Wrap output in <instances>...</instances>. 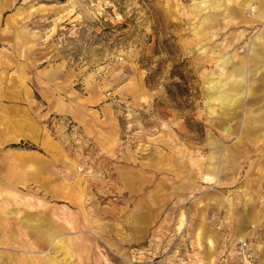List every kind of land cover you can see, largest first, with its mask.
<instances>
[{"label":"rangeland","instance_id":"rangeland-1","mask_svg":"<svg viewBox=\"0 0 264 264\" xmlns=\"http://www.w3.org/2000/svg\"><path fill=\"white\" fill-rule=\"evenodd\" d=\"M261 1L0 0V264H264Z\"/></svg>","mask_w":264,"mask_h":264},{"label":"crops","instance_id":"crops-1","mask_svg":"<svg viewBox=\"0 0 264 264\" xmlns=\"http://www.w3.org/2000/svg\"><path fill=\"white\" fill-rule=\"evenodd\" d=\"M247 5H249V4H247ZM262 5L264 6V0L261 1L260 5H259V9H258V16L261 19H263V17H264V7H262ZM263 22H264V20H263ZM255 46L256 47L252 51V54H251V57H252L253 62H254L255 65L253 67L251 66L250 68H246V67H240V66H237V65L235 66L234 64L231 63V65L233 67L232 68V73H231L232 74V77L233 76H235V77L236 76L237 77H241V76L236 75L235 73L233 74L234 68H238V67H240V68H246L247 75L251 74L252 79H255L257 76H260L259 77L260 80H256V81H260V82H263L264 83V33L263 34L261 33L259 35ZM228 59H231V58H228ZM228 66H229V64L226 63L225 66H222L221 68L227 70ZM225 70L222 71V73H224ZM244 78L245 77H242V79H244ZM248 82H249V80H245L243 83L238 82V84L241 83L240 85H242V87L245 88L246 87V84ZM218 86L219 85H217V88H218ZM216 92L218 94V90L217 89H216ZM221 92H224L226 94V96L229 97L228 98L229 101H231V99L234 98V96H229V94L225 90H223Z\"/></svg>","mask_w":264,"mask_h":264},{"label":"built area","instance_id":"built-area-1","mask_svg":"<svg viewBox=\"0 0 264 264\" xmlns=\"http://www.w3.org/2000/svg\"><path fill=\"white\" fill-rule=\"evenodd\" d=\"M248 242L242 241L240 244L241 253L246 257L247 259L253 258V253L248 250Z\"/></svg>","mask_w":264,"mask_h":264},{"label":"bare ground","instance_id":"bare-ground-1","mask_svg":"<svg viewBox=\"0 0 264 264\" xmlns=\"http://www.w3.org/2000/svg\"><path fill=\"white\" fill-rule=\"evenodd\" d=\"M256 8H257V7H254V6L252 7V9H256ZM263 18H264V17H263Z\"/></svg>","mask_w":264,"mask_h":264}]
</instances>
